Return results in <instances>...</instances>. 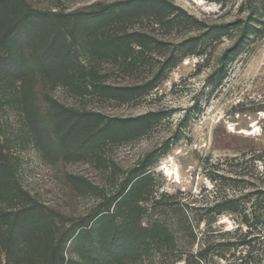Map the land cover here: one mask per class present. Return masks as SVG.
<instances>
[{"label":"rangeland","instance_id":"obj_1","mask_svg":"<svg viewBox=\"0 0 264 264\" xmlns=\"http://www.w3.org/2000/svg\"><path fill=\"white\" fill-rule=\"evenodd\" d=\"M130 1L27 0L36 10L65 12L104 11ZM153 1L158 8L144 3L143 18L111 20L113 32L142 33L145 46L133 44L126 59L116 62L98 43L80 38L71 49V64L50 73L40 67L31 83L40 108L54 99L100 113L106 122L159 114L148 132L131 136L114 129L86 149L71 137L69 144L46 152L21 130L14 84L0 83V162L7 165L0 170V264H99L89 231L107 213L105 205L116 191L141 173L136 168L151 169L155 195L172 196L169 200L190 221L191 205L215 200L213 174L235 176L245 166L248 184L230 193L264 187V0ZM105 86L134 89L135 94L118 99ZM39 134L46 142V131L41 128ZM251 150L261 161L251 163L249 156L225 161ZM28 203L35 206L33 214H18ZM94 215L99 216L92 220ZM79 222L83 225L68 240V227ZM189 225L181 226L186 231L178 238L185 256L191 252ZM213 227L222 233L236 226L222 216ZM170 256L109 263L160 264L171 261Z\"/></svg>","mask_w":264,"mask_h":264},{"label":"trees","instance_id":"obj_2","mask_svg":"<svg viewBox=\"0 0 264 264\" xmlns=\"http://www.w3.org/2000/svg\"><path fill=\"white\" fill-rule=\"evenodd\" d=\"M149 1L152 0H131L127 2L130 5L108 7L104 11L65 12L36 10L27 0H0V83L8 81L14 84L22 119L21 130H26V135L38 147L48 152L52 148L62 147L64 143L69 144L72 137L77 138L81 148L86 149L98 145L111 130L137 136L154 126L159 116L156 113L111 118L106 122L100 113L77 110L54 99L48 101L45 108H40L35 100V87L31 84L40 67L50 73L57 72L56 67L61 71V65L71 64V49L80 38L98 43L103 52H107L108 58L116 62L127 58V51L133 44L145 46L139 39L142 33L113 32L111 20L114 17L119 18L116 21L143 18L144 3L148 2L151 10L158 8V2ZM105 88H111L113 96L118 99L135 94L134 89ZM87 124L92 125L90 130L82 131L81 126ZM55 126L60 128V134L54 133ZM41 128L46 131V142L39 138ZM247 157L251 163L262 159L257 151L251 150L225 161L230 163ZM6 169L7 165L0 162V170ZM246 169L243 166L236 177L213 174L211 181L216 188L215 200L206 206L191 205L190 221L187 212L169 200L172 196L155 195V179L151 169L136 168L135 173H141L129 178L116 191L114 198L105 205L103 211L107 213L89 231L94 235L93 246L99 255L98 263L110 264L115 260L137 258L150 260L152 255L163 259L172 255L171 261L160 264H218V261H226L227 264H264V187L252 185L251 191L243 190V187L239 193H230L229 190L248 184L249 181L245 179L248 174L244 173ZM260 181L264 184V173ZM111 200L115 203L112 210ZM36 207L50 211L44 206ZM33 211L35 206L28 203L19 208L18 214L31 216ZM46 213H41L43 219H46ZM97 216L94 215L92 220ZM222 216L231 217L236 227L222 233L215 230L213 226ZM185 222L190 224L191 231V252L186 256L178 239L186 231L181 227ZM202 224L205 228L197 231ZM82 225L79 222L68 227L67 239L73 238L77 227ZM86 233L87 230L82 231L81 235ZM194 244L198 245L196 249Z\"/></svg>","mask_w":264,"mask_h":264}]
</instances>
